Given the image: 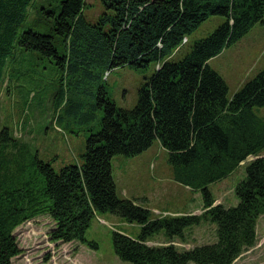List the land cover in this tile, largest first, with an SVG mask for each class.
Segmentation results:
<instances>
[{"label":"trees","instance_id":"1","mask_svg":"<svg viewBox=\"0 0 264 264\" xmlns=\"http://www.w3.org/2000/svg\"><path fill=\"white\" fill-rule=\"evenodd\" d=\"M101 1L103 13L89 20L86 0H62L59 11L38 8L35 0H0V77L19 51L37 52L75 78L70 84H90V89L113 69L158 64L132 110L117 107L106 87L99 86L95 107L104 116L100 130L87 139L84 161L56 172L50 162L38 160L44 187L25 174L22 144L8 128L0 132V264H14L22 254L15 230L42 215L55 222L52 241L97 249L86 233L96 214L105 212L141 226L137 239L113 234L114 251L124 262L234 264L257 244L264 215V120L254 112L264 106V69L230 96L210 61L264 21V0ZM31 10L53 18L50 33L35 31L42 23L31 21ZM212 16L225 21L183 48L184 39ZM157 139L169 150L175 179L202 192V216L153 218L135 199L119 196L112 159L139 155ZM251 156L256 158L235 189L238 204H215L209 185L230 176ZM204 220L217 224L214 243L190 250L148 244L160 232L183 238L187 228Z\"/></svg>","mask_w":264,"mask_h":264},{"label":"rangeland","instance_id":"2","mask_svg":"<svg viewBox=\"0 0 264 264\" xmlns=\"http://www.w3.org/2000/svg\"><path fill=\"white\" fill-rule=\"evenodd\" d=\"M61 1L35 0V5L59 11ZM104 9L101 0H86L84 14L89 20H96ZM30 14L32 22L42 23V28L37 25L35 31L45 34L52 31V17L40 16L34 10ZM224 21L223 17L212 16L202 22L189 35L183 48L208 37ZM210 66L225 80L230 96L240 90L246 81L264 69V21L257 23L242 39L212 59ZM157 68L158 64L151 62L146 68L126 66L113 69L109 75L104 74L102 80H96L90 89V84H80V87L70 84L75 78L65 75L55 62L42 59L37 52H17L14 63L0 77V132L8 128L22 144L25 174L33 184L45 186L38 160L50 162L56 172L84 161L87 139L100 130L104 116L103 111L95 107L100 85L106 87L117 107L132 110L138 105L141 87ZM84 88L90 90L84 91ZM254 112L264 120V106L254 108ZM11 151L9 149L7 153ZM255 158L249 157L230 176L209 185L215 204L226 207L238 204L235 189L246 178V167ZM112 171L119 196L135 199L150 209L153 218L202 216L206 210L202 192L175 179L169 150L161 145L159 139L139 155L115 156ZM258 224L257 244L245 251L234 264H264V215ZM51 226V219L42 215L26 221L15 230L22 254L13 259L14 264H129L116 255L113 234H126V230L134 237L141 234V226L137 223H128L110 212L97 213L86 233L87 241L98 245L93 249L77 241H52L50 232L55 225ZM215 241L217 224L204 220L187 228L183 238H169L160 232L148 244L172 243L180 250H190Z\"/></svg>","mask_w":264,"mask_h":264},{"label":"crops","instance_id":"3","mask_svg":"<svg viewBox=\"0 0 264 264\" xmlns=\"http://www.w3.org/2000/svg\"><path fill=\"white\" fill-rule=\"evenodd\" d=\"M162 145V144H161ZM44 216H48V215H43V217ZM49 217V216H48ZM50 218V217H49ZM51 219V218H50ZM51 222H52V228L54 227V225H55V223L53 222V220L51 219ZM259 225V224H258ZM51 228V229H52ZM123 232V231H122ZM124 233H126L128 236H130V237H132V238H135V239H137L138 237H134V236H132L130 233H128V231L126 230ZM57 243H61V242H57ZM71 243H73V242H71Z\"/></svg>","mask_w":264,"mask_h":264}]
</instances>
